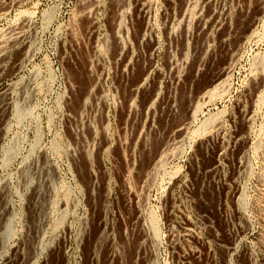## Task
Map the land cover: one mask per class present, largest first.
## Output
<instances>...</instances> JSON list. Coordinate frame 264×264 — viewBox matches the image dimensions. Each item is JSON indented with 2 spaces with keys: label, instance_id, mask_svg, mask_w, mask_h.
I'll use <instances>...</instances> for the list:
<instances>
[{
  "label": "rangeland",
  "instance_id": "1",
  "mask_svg": "<svg viewBox=\"0 0 264 264\" xmlns=\"http://www.w3.org/2000/svg\"><path fill=\"white\" fill-rule=\"evenodd\" d=\"M141 1L0 0V264H264V0Z\"/></svg>",
  "mask_w": 264,
  "mask_h": 264
},
{
  "label": "bare ground",
  "instance_id": "2",
  "mask_svg": "<svg viewBox=\"0 0 264 264\" xmlns=\"http://www.w3.org/2000/svg\"><path fill=\"white\" fill-rule=\"evenodd\" d=\"M146 1H147V0H146ZM165 1H166V2H168V1L171 2L170 0H165ZM173 1H174V0H172V3H174ZM182 1H183V0H182ZM186 1H187V0H186ZM186 1H184L183 3H185ZM188 1H189V0H188ZM188 1H187V2H188ZM191 1H192V0H191ZM191 1H190V2H191ZM140 2H142V1L140 0ZM144 2H145V1H144ZM190 2H189V3H185V4H189V5H190ZM194 2H195V1H194ZM145 3H146V4H145ZM145 3L142 2V4H143V5H142V8L144 7V5L147 6V2H145ZM183 3H182V6H184ZM191 3H192V2H191ZM209 3H210V1H209ZM170 4H171V3H170ZM192 4H193V3H192ZM140 5H141V4H140ZM90 6H91V5H89V6H87V7L85 6L86 8L84 9V11H85L86 13H87V10L90 8ZM182 6H181V7H182ZM139 7H140V6H139ZM190 7H191V6H190ZM142 8H139V9H142ZM144 9H145V8H144ZM184 9H186V8H184ZM119 10L121 11V8H120ZM186 10H187V9H186ZM188 10H189V8H188ZM188 10H187V12H188ZM181 11H182V9H181ZM183 11H184V10H183ZM117 12H119V11H117ZM117 12H115V13L117 14ZM181 14H182V13H181ZM183 14H185V13L183 12ZM183 14H182V15H183ZM114 15H115V14H114ZM185 15L188 16V14H185ZM206 15H207V14H206ZM206 15H205V16H206ZM180 16H181V15H180ZM207 16H208V15H207ZM114 17H115V16H114ZM182 17H185V16H182ZM199 17L201 18V16H199ZM211 17H212V16H211ZM115 18H116V17H115ZM115 18H113V20H114ZM187 18H188V17H187ZM200 18H199V21H200ZM183 19H185V18H183ZM201 19L203 20V17H202ZM207 19H208V17H207ZM209 19H210V18H209ZM209 19H208V20H209ZM115 20H116V19H115ZM202 20H201V21H202ZM212 20H213V19H212ZM201 21H200V24H201ZM204 21H205V19H204ZM113 22H114V21H113ZM205 22H206V21H205ZM91 23H92V22H91ZM93 23H94V22H93ZM93 23H92V24H93ZM202 23H204V22H202ZM207 23H208V22H207ZM212 23H213V22H212ZM205 24H206V23H205ZM198 25H199V24H198ZM206 25H207V24H206ZM208 25H209V23H208ZM210 25L212 26V24H210ZM199 26H200V25H199ZM203 26H204V25H203ZM203 26L201 25V28H202V29H203ZM211 26H208V27H211ZM92 27H93V25H92ZM184 27H185V26H184ZM205 27H206V26H205ZM186 28H187V27H185L184 29H186ZM199 28H200V27H199ZM184 29H183V30H184ZM202 29H200V30H202ZM206 29H207V28H206ZM208 30H209V29H208ZM116 31H117V30H116ZM118 31H119V30H118ZM121 31L124 32L123 30H121ZM151 31H152V30H151ZM202 31H204V30H202ZM17 32H20V31H17ZM119 32H120V31H119ZM170 32H171V31H170ZM13 33H14V32H13ZM116 33H117V32H116ZM207 33H208V32H207ZM15 34H16V33H15ZM17 34H18V33H17ZM122 34H123V33H121V35H122ZM151 34H152V33H151ZM170 34H171V33H170ZM118 35L120 36V33H118ZM14 36H15V35H14ZM141 36H142V35H141ZM152 36H153V35H152ZM155 36H156V35H155ZM16 37H17V35H16ZM16 37H15V38H16ZM139 37H140V36H139ZM139 37H138V42H139V39H140ZM243 37L245 38V36H243ZM142 38H143V37H142ZM150 38H151V36H150ZM225 38L227 39L228 36L225 37ZM152 39H153V37H152L150 40H152ZM226 39H224V40H226ZM228 39H230V38H228ZM228 39H227V41H228ZM140 40H141V39H140ZM154 40H155V39H154ZM141 41H142V40H141ZM141 43H142V42H141ZM151 43H152V42H151ZM150 46H151V45H150ZM155 46H156V45H155ZM154 48H155V47H154ZM237 48H238V47H237ZM152 49H153V47H152ZM122 50H123V49H122ZM234 50L236 51L237 49H234ZM150 51H151V50H150ZM230 51H231V50H230ZM119 52H121V51H119ZM231 52H232V51H231ZM121 53H123V51H122ZM233 53H234V52H233ZM234 54H235V53H234ZM234 54H232V55H234ZM121 55H122V54L118 55V57L121 56ZM127 55H128V57H129V54H127ZM127 55L124 54V56H127ZM235 55H236V54H235ZM119 58H120V57H119ZM126 58H127V57H126ZM126 58H125V60H124L125 62H127V61H126ZM151 58H152V57H150V59H151ZM230 58H231V57H229V59H230ZM233 58H234V57H233ZM233 58H232V59H233ZM122 59H123V58H122ZM229 59H228V60H229ZM129 60H130V58L128 59V61H129ZM170 60H171V59H170ZM170 60H169V61H170ZM174 61H175V60H174ZM151 62H152V61H151ZM171 62H172V60H171ZM171 62H170V63H171ZM175 62H176V61H175ZM123 63H124V62H123ZM229 63H230V62H229ZM124 64L127 66L126 63H124ZM172 64L174 65V62H173ZM176 65H177V64H176ZM176 65H175V66H176ZM225 65H226V63H225ZM91 66H92V65H91ZM148 66H149V64H148ZM152 66H153V65H152ZM227 66H228V65H227ZM88 67H89V66H88ZM148 68H149V67H148ZM173 68H174V66H173ZM176 68H177V67H176ZM223 68H224V66H223ZM88 69H89V71H90V67H89ZM91 69H93V68H91ZM148 70H150V69H148ZM176 70L178 71V69H176ZM176 70H175V71H176ZM92 71H93V70H92ZM220 71H221V70H220ZM228 72H229V69H228V70L223 69V70L219 73V75H218L217 78H221V76H223V75L225 76V74H228ZM91 73H92V72H91ZM147 73H148V72H147ZM147 73H146V74H147ZM146 74H145V75H146ZM173 74H174V73H173ZM176 74H177V72H176ZM178 74H179V73H178ZM174 75H175V74H174ZM180 76H181V75H180ZM175 78H177V77H175ZM178 78H179V76H178ZM140 79H141V78H140ZM140 79H139V80H140ZM179 79H181V78H179ZM176 80H177V79H176ZM140 81H141V80H140ZM140 81H139V82H140ZM173 81H175V80H173ZM177 81H178V80H177ZM139 82H137V83H139ZM175 82H176V81H175ZM137 83H136V84H137ZM141 83H142V82H141ZM139 84H140V83H139ZM214 84H215V83H214ZM134 86H135V85H134ZM137 86H138V85H136V87H137ZM206 90H207V89H206ZM203 91H205V90H203ZM203 93H204V92H203ZM246 111H247V110H246ZM244 112H245V111H244ZM247 114H249V112L246 113V114H245V113L243 114V116L245 115L243 120H246V117H247L246 115H247ZM249 115H250V114H249ZM247 120H248V119H247ZM247 120H246V121H247ZM246 121H245V122H246ZM247 122H248V121H247ZM181 124L183 125V123H181ZM181 124H180V125H181ZM184 124H186V123H184ZM244 124H246V123H244ZM180 125H179V126H180ZM179 126H178V128H179V129H178V130H179V133L183 134L182 132H183V129H185V128H183L182 126H180V127H179ZM245 126H246V125H245ZM176 128H177V125H176ZM176 128H175V129H176ZM176 130H177V129H176ZM243 130H244V129H243ZM243 130L240 131V132H237V134H236V141H237V142H236V143L239 144L238 142H241V144H243V146H244V145L247 143V139H246V135H245V132H246V131L244 132ZM176 136H178V134H177ZM176 136H174V137H176ZM180 136H181V135H180ZM177 138H178V137H177ZM174 139H175V138H174ZM173 141H174V140H173ZM169 143H170V142H169ZM169 143H168V144H169ZM241 144H240V145H241ZM246 145H247V144H246ZM241 146H242V145H241ZM241 146H240V147H241ZM243 146H242V147H243ZM224 147H225V145H222V144L220 143V144H219V147H217V149H216V150H217V153L219 152L218 154H220V153L224 152ZM243 148H244V147H243ZM240 151H242V149H241ZM240 151H239V152H240ZM215 152H216V151H215ZM240 154H241V153H240ZM240 154H239V155H240ZM215 160H216V158H215ZM215 160H214V162L212 161L213 163L208 167V171H209V172H212L213 174H216V173H214V172L218 171V169H219V163L216 162L217 160H216V161H215ZM240 161H241V160H240ZM206 173H207V172H206ZM217 173H218V172H217ZM207 174H208V173H207ZM210 174H211V173H210ZM213 174H212V175H213ZM130 190H131V189H130ZM131 191H132V190H131ZM133 191L136 192V190H134V189H133ZM135 192H130V194L135 193ZM128 193H129V192H128ZM235 209H236V208H235ZM236 210H237V209H236ZM236 212H237V211H236ZM236 212H235V213H236ZM242 214H243V213H242ZM236 215H237V214H236ZM237 216L240 217L241 215H240V216L237 215ZM242 216H244V215H242ZM244 217H245V216H244ZM242 218H243V217H242ZM240 219H241V218H240ZM240 219H239V220H240ZM245 221H246V220H245ZM241 222H243V221L241 220ZM241 222H240V223H241ZM243 223H244V222H243ZM243 223H242V225H243ZM242 225H241V226H242ZM244 225H246V222H245ZM244 228H245V227H243V229H244ZM194 230H195L194 227L191 226L190 224H188V225L185 226V232H186L185 234H187V235H189V236H191V237H193V238H194ZM239 230H240V229H239ZM238 232H239V231H238ZM240 232H242V230H240ZM195 234H196V233H195ZM240 234H241V233H238V234L236 233V238H238ZM187 237H188V236H187ZM220 243H221V242L218 243V247L224 249V251H225V257H226L227 255H230V253H231L232 250H233V244H232V243H231V244H228V245L226 244V245L224 246V244L222 245V244H220ZM226 258H227V257H226ZM226 260H227V259H226Z\"/></svg>",
  "mask_w": 264,
  "mask_h": 264
}]
</instances>
